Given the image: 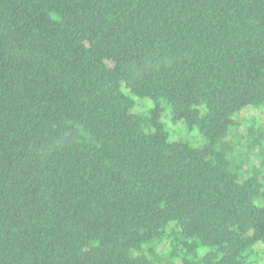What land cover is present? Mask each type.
I'll return each mask as SVG.
<instances>
[{"label":"trees","instance_id":"obj_1","mask_svg":"<svg viewBox=\"0 0 264 264\" xmlns=\"http://www.w3.org/2000/svg\"><path fill=\"white\" fill-rule=\"evenodd\" d=\"M248 107L264 0H0V264H264Z\"/></svg>","mask_w":264,"mask_h":264},{"label":"rangeland","instance_id":"obj_2","mask_svg":"<svg viewBox=\"0 0 264 264\" xmlns=\"http://www.w3.org/2000/svg\"><path fill=\"white\" fill-rule=\"evenodd\" d=\"M148 103L145 101H138L137 111H143ZM240 123L234 130V135L240 137V143L238 144L237 151L244 150L247 155V160L255 167H260L264 176V107L261 108H246L238 116ZM162 121L166 129L173 131V137H181L185 139L189 144L197 146L201 137L196 129H188L181 123L173 125L169 119L168 109L163 111ZM253 132H252V131ZM262 134L260 142L255 144L248 153L246 146L255 136ZM261 155V156H260ZM260 156V157H259ZM263 160V162H261ZM170 250V244L168 239H165L158 247L159 252H165ZM203 250L202 248L200 249ZM261 257L264 259V255Z\"/></svg>","mask_w":264,"mask_h":264}]
</instances>
